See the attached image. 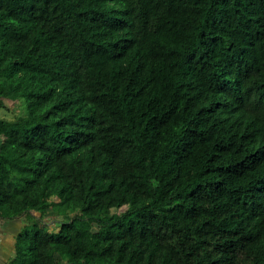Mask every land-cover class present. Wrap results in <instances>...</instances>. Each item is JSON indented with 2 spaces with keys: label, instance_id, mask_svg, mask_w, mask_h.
Wrapping results in <instances>:
<instances>
[{
  "label": "trees",
  "instance_id": "obj_1",
  "mask_svg": "<svg viewBox=\"0 0 264 264\" xmlns=\"http://www.w3.org/2000/svg\"><path fill=\"white\" fill-rule=\"evenodd\" d=\"M4 99V264H264V0H0Z\"/></svg>",
  "mask_w": 264,
  "mask_h": 264
},
{
  "label": "rangeland",
  "instance_id": "obj_2",
  "mask_svg": "<svg viewBox=\"0 0 264 264\" xmlns=\"http://www.w3.org/2000/svg\"><path fill=\"white\" fill-rule=\"evenodd\" d=\"M23 112H24V106H23L21 101H11L8 99H4L3 100V106L0 107V117L10 119V120L14 119L18 115L23 114ZM44 220H45V222H47L49 224V226H53V225L58 224V219L54 218L53 215H51V212L48 213V215L46 216V218ZM18 224H20L19 221H18ZM4 229H5V226L3 227V225H1V222H0V230L2 231ZM7 232H0V236L3 235L4 240L6 241V242H4V244H5V246H8V247H6V249L8 250V248H10V246H11V243H10L11 239H10V236H8ZM9 233H11V232L9 231ZM4 240H2V241H4ZM68 256L69 255H67V254L63 255V257L61 258L63 263L65 262V260ZM46 264H52V262L50 260H48V262ZM93 264H99V263L94 262Z\"/></svg>",
  "mask_w": 264,
  "mask_h": 264
},
{
  "label": "crops",
  "instance_id": "obj_3",
  "mask_svg": "<svg viewBox=\"0 0 264 264\" xmlns=\"http://www.w3.org/2000/svg\"><path fill=\"white\" fill-rule=\"evenodd\" d=\"M18 221V220H17ZM17 221L16 222H13V225L16 223L17 224ZM0 222H1V220H0ZM19 223H20V225L22 224V222H21V220L19 221ZM16 226H19L18 224L16 225ZM10 228V227H9ZM9 228H8V230H9ZM10 230H11V228H10ZM5 231V229L4 230H2V232H4ZM7 234H8V236H10V239H11V244H12V238H13V235L14 234H10V233H8L7 232ZM2 238V239H1ZM9 239V238H8ZM7 239V240H8ZM2 240H4V237H3V235L2 236H0V264H4L5 263V261H6V259H7V256H8V253H9V251H10V249L11 248H8V250L6 249V247H8V246H5V244H4V242H6L5 240L4 241H2Z\"/></svg>",
  "mask_w": 264,
  "mask_h": 264
}]
</instances>
